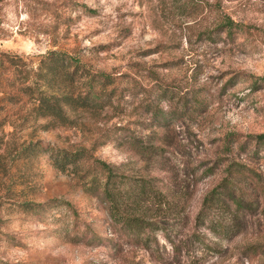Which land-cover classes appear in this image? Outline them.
I'll list each match as a JSON object with an SVG mask.
<instances>
[{"label":"rangeland","instance_id":"rangeland-1","mask_svg":"<svg viewBox=\"0 0 264 264\" xmlns=\"http://www.w3.org/2000/svg\"><path fill=\"white\" fill-rule=\"evenodd\" d=\"M261 132L264 0H0V264H264Z\"/></svg>","mask_w":264,"mask_h":264},{"label":"trees","instance_id":"trees-1","mask_svg":"<svg viewBox=\"0 0 264 264\" xmlns=\"http://www.w3.org/2000/svg\"><path fill=\"white\" fill-rule=\"evenodd\" d=\"M234 24L236 23L232 21L231 18H229L227 21L224 22L223 27L227 29L230 33L235 29L233 27ZM49 58L50 59L47 62L48 72H51L54 77H60V81L58 82H60L61 87H65L61 83H65L66 80L69 82L71 81V83L75 81L76 71L77 68L80 66V59L78 57L63 51L50 50ZM67 64L73 65L74 69L67 70ZM52 97L53 100H50L43 96L40 100V107L45 109V112L49 114H53L56 117L66 119L65 115L62 113L61 103H72L76 100V98H79V100L81 101L86 96H76L72 94L70 89L64 88L60 95L52 94ZM256 136L258 138L264 139V132L258 133ZM81 155L82 153L79 150L75 152L62 151L61 155H55V160L57 161L56 164L60 168L65 167L67 163H72L75 165L77 163V159H79ZM96 164L98 165V168L101 170V172L104 173L105 178L103 180L92 178L94 180H92V184L88 186V189L91 190L88 191L94 193H99V191H101L104 197L106 198L110 213L112 215H115L118 212V201L123 198L122 190L115 182L114 176L116 175V171L114 170V166L106 162L105 160L97 159ZM138 185L140 187L139 193H147L149 191V189L147 188V184L141 183ZM215 193V189H212L208 194L204 196L203 206L198 211V216L202 214L204 208L208 207L207 204H213ZM124 218L125 220H127L126 222L130 227H139V217L125 215Z\"/></svg>","mask_w":264,"mask_h":264}]
</instances>
